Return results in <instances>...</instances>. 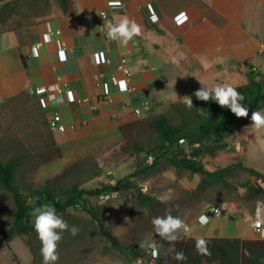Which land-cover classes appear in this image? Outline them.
<instances>
[{"label": "crops", "instance_id": "obj_1", "mask_svg": "<svg viewBox=\"0 0 264 264\" xmlns=\"http://www.w3.org/2000/svg\"><path fill=\"white\" fill-rule=\"evenodd\" d=\"M18 3L0 0V109L26 96L38 101L47 123L60 113L67 129L54 133L58 144L85 125L121 124L193 99L203 85L247 83L249 69L264 76V0H48L27 9L23 24L3 29L17 21ZM124 19L141 26L126 46L109 39L106 26ZM234 141L243 147L239 156L263 149L255 127ZM206 217L196 223L209 226V235L189 234L190 226L184 234L264 239V213L255 220L260 231L251 219L247 228L239 219L227 231L220 215ZM145 248L148 258L137 264H164L160 248L155 260ZM123 256L95 264H128Z\"/></svg>", "mask_w": 264, "mask_h": 264}, {"label": "rangeland", "instance_id": "obj_2", "mask_svg": "<svg viewBox=\"0 0 264 264\" xmlns=\"http://www.w3.org/2000/svg\"><path fill=\"white\" fill-rule=\"evenodd\" d=\"M47 1L19 0L13 18L18 17L17 21L5 22L2 28L23 24L27 19H24L27 9L37 4L43 8V3ZM189 94L192 95L191 92ZM178 99L184 100V97ZM171 102L164 108L151 110L146 116L121 124L109 122L106 126L85 125L77 130L75 138L58 144L38 101L20 96L0 109V158H18L17 183L27 195L30 194L28 188H39L47 177L57 174L60 177L56 179V184L71 185L78 182L82 188L90 191L110 182L115 183L135 170L145 169L144 173L130 180L143 192L158 199L154 211L140 203L138 192L132 187L104 192V198L85 194L84 199L88 207H98L106 212L108 228L123 243L139 245L141 240L148 237L149 241L156 242L164 258L169 251L170 241L156 234L152 224L155 217L169 214L179 217L186 226H190L189 234L209 235V226L198 225L196 219L210 213L222 217L221 222L227 231H231L230 227L239 219H244L246 228L250 219L255 225L258 202L259 214L264 213V195L250 196L244 184L248 179L253 183L262 182L251 176L238 162L249 167H264V128H260V142L263 143L261 152L257 151L251 156L236 155V150L243 147L234 139L253 129L252 121L249 120L226 139L228 146L225 149L216 156L207 155L203 158L206 169L210 171L233 164L226 177L231 186L187 169L176 168L167 157L151 169L152 157L146 151H138L135 145L147 149L156 143L157 135L151 123L156 115L168 112ZM259 111L264 113V108ZM178 147L188 151L187 142L178 144ZM31 201L36 200L32 197ZM213 208H218L219 212L213 211ZM15 212L12 194L0 188V226L11 225ZM59 216L67 222L69 229L76 226L79 231L75 236L70 231L61 233L62 239L58 241L56 249L59 259L55 264H95L99 260L123 256L109 245L82 205L70 207ZM184 229L179 230L177 235L184 234ZM41 247L37 233L20 234L10 241L0 239V264H42Z\"/></svg>", "mask_w": 264, "mask_h": 264}, {"label": "trees", "instance_id": "obj_3", "mask_svg": "<svg viewBox=\"0 0 264 264\" xmlns=\"http://www.w3.org/2000/svg\"><path fill=\"white\" fill-rule=\"evenodd\" d=\"M247 76V83L233 86L244 97L241 103L249 110L246 118H237L229 109L220 107L213 100L201 101L197 98L192 99L191 108L186 106L184 100H174L168 112L156 115L151 123L157 135L156 143L147 149L139 144L135 145L138 151H146L152 157L149 168H154L162 158L167 157L170 164L176 168L187 169L231 186L226 177L234 165L210 171L206 169L203 158L207 155L216 156L220 150L225 149L228 146L226 139L251 120L253 111L264 108L263 74L249 69ZM183 142H187L188 151L178 147V144ZM171 152L173 154H170ZM238 164L244 167L251 176H255L264 183V173L242 162ZM18 165L17 157L8 160L0 158V188L12 194L16 205L13 223L0 226V239L10 241L20 234H35V219L32 222L30 219L44 205L53 206L57 215L70 207L82 205L96 222L109 245L123 254L128 264H137L138 259L148 258L146 248L123 243L108 228L105 221L106 212L98 207H88L84 199L85 194L100 195L103 192L108 193L132 187L137 190L140 203L150 211H154L158 199L143 192L136 183L130 180L144 173L145 169L135 170L115 183L110 182L90 191L82 188L78 182L71 185L56 184V179L60 177L57 174L47 177L39 188H28L30 194L27 195L19 189L17 183ZM244 187L247 188L250 196L264 195V186L261 183H253L251 179H248ZM32 197L35 198V202L31 201ZM199 239L206 241L207 254L197 252L195 242ZM177 253H183L185 259L177 260ZM163 262L164 264H264V239L228 236L188 237L186 234H179L175 241L169 243V251Z\"/></svg>", "mask_w": 264, "mask_h": 264}, {"label": "clouds", "instance_id": "obj_4", "mask_svg": "<svg viewBox=\"0 0 264 264\" xmlns=\"http://www.w3.org/2000/svg\"><path fill=\"white\" fill-rule=\"evenodd\" d=\"M152 19L155 20L156 17H153ZM106 26L108 29V38L111 40H120L122 45L125 46L133 39V37L138 36L141 33V26L134 20L124 19L118 24L107 23ZM200 83L202 84V82ZM194 95L201 101H215L220 107L229 109L237 118L248 117L249 110L241 103L244 97L229 83L216 85L212 89L203 85V87L195 91ZM184 103L189 108L193 106V101L190 96H184ZM251 121V125L255 128H264V113L253 111L251 114ZM259 211L260 207L258 202V214ZM199 220L201 224L207 223L206 216H201ZM259 223L260 221L258 220L256 224L257 227H259ZM152 224L154 225L156 234L160 238L170 242L177 239V233L179 230L186 228L182 219L179 217H173L171 214L165 217L153 218ZM34 228L42 244V264H55L59 259L56 249L58 241L62 239V232L70 231L71 235L75 236L79 231L76 226H72L71 229H69L67 222L57 215L55 208L51 205H44L37 210L35 214ZM139 246L140 248H151L153 259L155 260L158 258V250L154 242L151 244L141 242ZM195 247L198 253L207 254L205 240H196ZM176 259L183 260L185 257L183 253H177Z\"/></svg>", "mask_w": 264, "mask_h": 264}, {"label": "built area", "instance_id": "obj_5", "mask_svg": "<svg viewBox=\"0 0 264 264\" xmlns=\"http://www.w3.org/2000/svg\"><path fill=\"white\" fill-rule=\"evenodd\" d=\"M103 17H107V14L105 12L102 13ZM136 113L140 114V110L136 109ZM49 124V128L51 129V131H53L54 133L56 132H64L67 129V126L65 125V123L63 122L62 116L60 115V113H54V115L49 119L48 121ZM110 193V192H108ZM101 198H104L105 193L103 192L102 194H100ZM215 212H219L218 208H213L212 209ZM261 226L257 227V229L260 231L261 230Z\"/></svg>", "mask_w": 264, "mask_h": 264}]
</instances>
